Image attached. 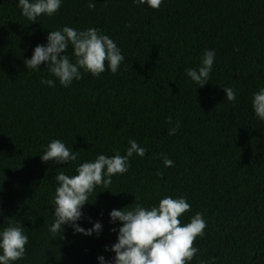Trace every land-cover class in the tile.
Segmentation results:
<instances>
[{
	"label": "trees",
	"instance_id": "16d2710c",
	"mask_svg": "<svg viewBox=\"0 0 264 264\" xmlns=\"http://www.w3.org/2000/svg\"><path fill=\"white\" fill-rule=\"evenodd\" d=\"M64 26L98 28L113 39L125 57L119 71L93 77L81 70L82 79L66 88L46 64L27 69L34 48ZM205 50L216 55L200 87L185 69H198ZM67 54L74 62L71 44ZM225 87L236 91L235 103ZM261 88L264 0H164L158 10L133 0H62L57 13L36 22L19 0H0V231L19 224L29 237L25 257L13 264L111 260L122 222L111 223L109 213L137 203L150 209L165 196L187 198L191 211L182 224L196 213L207 221L189 264H264V120L252 107ZM169 117L181 124L171 136ZM54 139L78 159L43 162ZM130 139L145 156L134 153L127 173L114 175L108 189L97 186L77 221L85 229L99 221V236L69 226L62 238L53 236L55 176L75 175L99 154L125 155Z\"/></svg>",
	"mask_w": 264,
	"mask_h": 264
},
{
	"label": "clouds",
	"instance_id": "9594fccd",
	"mask_svg": "<svg viewBox=\"0 0 264 264\" xmlns=\"http://www.w3.org/2000/svg\"><path fill=\"white\" fill-rule=\"evenodd\" d=\"M62 0H19L22 14L32 22L43 14L53 16L61 7ZM164 0H133L134 4H147L150 8L158 10ZM90 9L95 8L89 3ZM126 27L130 28L129 23ZM69 44L73 46L75 60L67 54ZM215 51L205 50L201 66L198 69H185L188 77L195 84L202 87L208 83L215 62ZM125 60L121 49L108 35L102 34L98 28L77 30L64 26L62 30L51 31L47 36L46 45H37L30 59L25 60L27 69L38 70L41 64H46L49 73L59 80L60 85L70 87L74 80L82 79V71L89 72L93 77L110 70L116 74ZM49 87H55V80L41 81ZM226 99L236 102V91L232 87H225ZM252 107L255 115L264 120V88L254 93ZM166 123L172 125L168 134L175 135L180 128V121L173 122L169 117ZM130 147L125 155L117 152L109 157L99 154L94 162L81 163L76 168L75 175L69 176L63 171L55 179L58 187L55 190L53 204L55 206V221L49 231L53 236L63 237L65 226L73 229V234L97 236L102 231L99 221L93 223L92 228L85 229L77 221L81 220L82 208L89 203V197L97 186L108 189L112 184L114 175H123L129 170V159L135 153L144 157L146 149L136 140H129ZM166 167H172L173 161L165 154H160ZM79 153L75 152L59 139L52 140L43 151L41 160L45 163L55 161L57 164H66L76 161ZM157 175L161 173L157 172ZM191 211V205L186 197L172 198L165 196L158 206L150 209L139 203L131 210L113 209L110 213V222H122L118 229L117 242L110 246L115 253L114 258L106 260L103 255L97 259L100 264H189L199 252L195 246L197 237H203L207 221L201 213H196L187 224H182L181 217ZM117 232L116 228L111 229ZM62 234V235H61ZM29 237L19 224H9L0 231V264H13L26 255V245ZM109 246H105V251ZM199 264H204L203 261Z\"/></svg>",
	"mask_w": 264,
	"mask_h": 264
}]
</instances>
